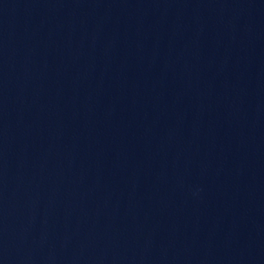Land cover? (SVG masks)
<instances>
[{"label":"water","instance_id":"obj_1","mask_svg":"<svg viewBox=\"0 0 264 264\" xmlns=\"http://www.w3.org/2000/svg\"><path fill=\"white\" fill-rule=\"evenodd\" d=\"M230 0H0V264H178Z\"/></svg>","mask_w":264,"mask_h":264}]
</instances>
